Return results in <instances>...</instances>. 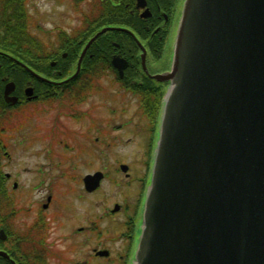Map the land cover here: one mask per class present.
I'll return each mask as SVG.
<instances>
[{
    "label": "flooded vegetation",
    "instance_id": "af4514ba",
    "mask_svg": "<svg viewBox=\"0 0 264 264\" xmlns=\"http://www.w3.org/2000/svg\"><path fill=\"white\" fill-rule=\"evenodd\" d=\"M89 1L99 7L101 19L113 16L118 8L116 17L124 20V27L135 36L124 33L116 39L117 47L108 46L110 40L107 46L92 47L86 58L88 68L95 65L94 61L103 62L98 65L104 67V72L118 74L106 61L115 56L128 61L129 65L120 62L119 67L129 66L126 77L132 73L143 87L141 92L125 94V100L142 106L122 110L125 120L112 126L111 120L118 110L110 111L104 106V110H99L101 106L95 105L88 81L64 85L66 78L50 79L55 86L47 84L49 87H40L39 92L32 80L15 82L13 97L19 98L18 104L3 105L4 89L11 80L0 78V264L132 263L158 130V114L150 109L153 107L150 103L157 101L160 84L152 81L151 76L167 69L169 40L174 36L184 0ZM30 2L0 0V4L13 6ZM62 2L49 0L51 7L61 9V14ZM67 2L69 10L76 12L79 0ZM5 20L6 16L0 15V30H4ZM74 32L79 35L78 29ZM148 32L146 42L153 46L148 48L146 61L152 75L146 73L138 61L143 52L135 44L136 40L141 41L143 33ZM144 47L147 51L146 44ZM83 49L78 46L73 50L78 58ZM63 67L66 68L67 63ZM29 85L38 93L32 101L25 97ZM82 86L87 87V94ZM160 86L165 89L164 85ZM33 105L43 107V110L33 112L29 109ZM16 108L18 112L12 111ZM42 139L55 141L56 155L40 153L38 145L45 144L37 142L41 143ZM112 140L118 142L116 148L124 160L108 159ZM127 148L130 150L123 156ZM33 149L39 151L38 159L31 157ZM98 166L101 168L97 170ZM121 166H127L126 173L122 172ZM54 167L58 174L57 182L51 186L57 188L55 196L39 189L40 185L49 182ZM99 172L104 176L99 189L89 191L95 184L87 187L86 179ZM27 177L30 178L28 182ZM108 185L118 193L114 204L108 198ZM42 193L43 198L36 199ZM98 211L100 214H96ZM112 221H117L118 226ZM126 244L128 249L122 255L119 246ZM101 253L106 254L98 255Z\"/></svg>",
    "mask_w": 264,
    "mask_h": 264
},
{
    "label": "water",
    "instance_id": "95a60500",
    "mask_svg": "<svg viewBox=\"0 0 264 264\" xmlns=\"http://www.w3.org/2000/svg\"><path fill=\"white\" fill-rule=\"evenodd\" d=\"M159 80L171 88L134 264H264V0H186Z\"/></svg>",
    "mask_w": 264,
    "mask_h": 264
},
{
    "label": "rangeland",
    "instance_id": "374dc122",
    "mask_svg": "<svg viewBox=\"0 0 264 264\" xmlns=\"http://www.w3.org/2000/svg\"><path fill=\"white\" fill-rule=\"evenodd\" d=\"M49 1L48 0H33V2L31 3V10L32 12L34 13L33 9L34 7L35 8H38V10H40L41 14L43 12V14H46L47 15V20L42 18V16H40L38 19L35 20V24L37 26V28H42V31L47 29V28H53L55 26L54 23L55 22H59V20L61 19V17L63 16L62 18V21L60 22L62 24V26H65L67 28H72L73 25H74V19L71 15L67 16L66 14L60 16V10H58V8L56 9H53L51 8L50 4L48 3ZM55 7V6H54ZM53 9V13H52V16L51 14L49 13L50 10ZM36 14V13H34ZM71 30V29H69ZM32 38H34L36 40V37L34 36H37L39 39L43 40L44 43L53 48L55 46H58V42L55 38H51V37H44L43 36V33L41 32H36V31H32ZM89 79H90V83L91 84H94L93 87H91V92H92V96L95 98V105L97 106H101V108L99 110H104L103 109V106L106 107V109L108 110H114V109H117V115L115 116V118H112V126L114 125H117L119 124L121 121L125 120V113L122 111V110H125V111H129L130 109H136L135 106H133V104L130 102V101H126L125 100V94L123 91H120V89H118L114 84H113V81H112V84L110 86V83H109V78L107 77H104V76H100L99 78H95L94 76L92 75H88ZM86 81V80H84ZM113 91V92H118V94L116 96L114 95H110V92ZM31 108H29L30 110H32L33 112H40L43 110V107H38V106H30ZM12 111H17V108L16 109H12ZM123 113V114H122ZM114 121V123H113ZM39 144H45V145H42V146H39L40 147V153L43 154L44 152L46 153L47 156H49L51 153H54L56 155V149L54 147L53 144H55V141L53 142H47L45 139L43 140L42 139V142H37ZM116 146H118V142L115 141V140H112V143H111V150L108 152L107 156H108V159L110 161H113L114 158H119L121 160H124L120 154H119V149L116 148ZM45 148H47L45 150ZM116 148V149H115ZM130 150V148H127V150L125 152H123V156L124 154H126V152ZM38 153L39 151H37L36 149H33V156H31L33 159H38ZM70 153V152H69ZM34 154H36L37 156H34ZM30 157V159H31ZM54 157V156H53ZM121 157V158H120ZM41 158L42 155H41ZM117 159V160H119ZM116 161V160H114ZM113 165V163H111ZM31 168V167H29ZM101 167H97V170L100 169ZM113 169V168H112ZM57 176L58 174L56 173V168L54 167V169H52V173L50 174V180L47 184H42L40 185V190H43V192H52L55 196V193L57 191V188H51L52 185H54L56 182H57ZM29 177L26 178V181L28 182L29 181ZM107 192L110 194V196H108L109 201L111 204H114V202H116V197L118 196V193L114 190L113 187L111 186H107ZM110 189H111V192H110ZM43 193L41 195H38L36 196V199H42ZM33 197H35L33 195ZM100 197V194L99 196H97L96 198V202L97 200H99L98 198ZM32 201H33V198H32ZM37 202V201H36ZM98 204V202H97ZM55 207V204L54 206ZM113 207V206H112ZM87 210V209H86ZM86 210H83V211H86ZM101 212L102 210L99 209ZM54 211V210H53ZM96 214H100V212H96ZM98 218V216H97ZM118 218V216L116 217ZM112 224L114 226H118L117 225V221H112ZM123 247V248H122ZM125 247V248H124ZM128 249V246L126 244V246H119V252H121V254H125L126 250ZM118 264H123V263H118Z\"/></svg>",
    "mask_w": 264,
    "mask_h": 264
},
{
    "label": "trees",
    "instance_id": "16d2710c",
    "mask_svg": "<svg viewBox=\"0 0 264 264\" xmlns=\"http://www.w3.org/2000/svg\"><path fill=\"white\" fill-rule=\"evenodd\" d=\"M21 24L23 23L21 22ZM21 35H22L21 29L19 28L13 35H11V38H7V40H5V43H4L5 46L4 47L1 46V47L5 48L7 52L11 53L13 56L23 61L25 64H27L31 69H33L37 73L43 76L49 75L51 69L48 65V59L39 56V54L41 55L39 51H38L39 53L38 54L36 52H28L27 50H25V48H28V44H23V42L26 41L24 39L26 38V36L25 35L21 36ZM87 38H84L83 42L87 41ZM8 39L13 40L14 43H12ZM18 45L20 46L17 47ZM19 48H22L23 50L21 51ZM39 58H44V59H39Z\"/></svg>",
    "mask_w": 264,
    "mask_h": 264
}]
</instances>
